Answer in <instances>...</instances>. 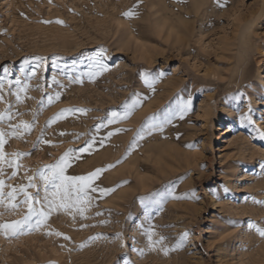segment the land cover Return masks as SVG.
<instances>
[{
  "label": "rangeland",
  "instance_id": "374dc122",
  "mask_svg": "<svg viewBox=\"0 0 264 264\" xmlns=\"http://www.w3.org/2000/svg\"><path fill=\"white\" fill-rule=\"evenodd\" d=\"M101 52L108 70L91 79ZM0 83L5 159L28 154L0 165L5 192L31 176L42 199L38 171L70 149L66 175L106 169L93 187L115 189L89 190L83 216L53 211L30 234H0V264H264V238L248 227L264 228V0H0ZM66 109L85 111L53 120ZM112 112L130 115L108 124ZM151 117L162 129L144 127ZM22 123L31 130L12 136ZM26 211L0 208V222ZM150 226L164 237L154 250Z\"/></svg>",
  "mask_w": 264,
  "mask_h": 264
},
{
  "label": "snow or ice",
  "instance_id": "6c2138e0",
  "mask_svg": "<svg viewBox=\"0 0 264 264\" xmlns=\"http://www.w3.org/2000/svg\"><path fill=\"white\" fill-rule=\"evenodd\" d=\"M138 5H134L132 9L125 12L124 15L126 17L132 18L137 15L135 8ZM44 23H50L49 21H44ZM56 23L63 25V21L57 20ZM103 53L101 52L99 56L93 58L91 60V66L88 72V75L91 79H94L96 76L101 75L102 72L107 71V65L101 62L100 56ZM55 82V81H54ZM145 83L149 84L151 87L150 82L145 79ZM3 85L0 83V88ZM3 97L0 96V100ZM19 99V96H17ZM56 100L60 99V94L57 93L55 96ZM53 101V97L48 98L49 104ZM138 104V101H137ZM191 100L189 99L186 102H183L179 107V117L183 119L184 115L190 110ZM133 109H135L136 104H133ZM71 111H79L83 113L84 109H66L63 110L57 117H54L53 120L59 119L63 117L66 112ZM251 110H249L250 112ZM130 115L129 112H125L123 116H120L117 112L111 113V118L108 119V124L115 123L118 119H126ZM172 115H175L173 113ZM172 116L166 117L164 123H170ZM5 119L8 121L12 120V115L10 113H0V122H3ZM156 117L149 118V121L146 123L144 127H146L149 131L155 128L163 127V124L155 125L152 123ZM241 125L243 126L245 123L251 125L253 124V120L249 114H244L240 117ZM100 125L97 127V131H99ZM32 125L28 123H22L17 126H13V131L11 135L16 137L20 129H23L25 132L31 130ZM119 131V130H117ZM64 133H61L63 135ZM144 134V128L142 127L141 130L137 133V136L142 139ZM113 135L112 132L108 133V137ZM6 134L0 131V165L7 164L9 168H19V164L17 160H19L22 156L28 155L23 153H13V156L16 157L15 160H6L5 153H4V146L6 143L5 139ZM260 139L264 140V133L260 134ZM48 143L47 141H44ZM94 142V141H93ZM103 143V141H102ZM135 147V144L132 145ZM92 147V143H89L85 148L80 149L82 152H87ZM191 147V146H190ZM74 150H69L54 165H48L44 169L38 171L37 176L40 180L43 181V190L44 196L43 198H39V189L38 186L33 182L34 177H28V183L26 185H22L20 187H11L10 191L5 192L4 189L6 187L5 181L0 179V208H5L9 212H15L21 205L26 206V213L20 220H15L12 222H0V234L4 235L5 237H18L25 234H30L33 230H38L41 226L46 225L51 213L53 211H71L75 210L83 216L84 206L87 202L90 201L89 190L95 192L100 191L102 195L111 193L115 189H97L93 187V182L100 178L102 173L106 169H96L95 171L89 173L88 175L82 176H70L66 175V169L71 166L69 163L70 158L73 155ZM114 167V165H109L108 168ZM3 174V167H0V175ZM16 171L12 172V176L16 175ZM30 188H37V195L33 196L28 189ZM172 195L173 199H180L181 197H177L174 194L169 193ZM159 194H155L149 197L141 198V203L145 206L146 209L151 208L153 204H159L160 201L156 200V196ZM18 196H22L23 198L18 200ZM256 203H264L262 201H256ZM39 204L40 207H36L35 205ZM3 215V213H0ZM248 227L250 229H254L261 238H264V228H260L253 223L249 222ZM49 235L53 233H48ZM56 236H61L60 232L54 233ZM145 235L147 236L149 247L153 250L157 244H163L164 237H160L159 240H154L153 236L155 235L152 227L150 226L148 229L145 230ZM187 234L181 238V243L186 238ZM65 240L70 239L67 236L63 237ZM91 239H96L93 237ZM83 247V245H81ZM177 247H180L178 244ZM175 250V249H173ZM167 251L165 250V255H167ZM143 255V252L139 253Z\"/></svg>",
  "mask_w": 264,
  "mask_h": 264
},
{
  "label": "bare ground",
  "instance_id": "6f19581e",
  "mask_svg": "<svg viewBox=\"0 0 264 264\" xmlns=\"http://www.w3.org/2000/svg\"><path fill=\"white\" fill-rule=\"evenodd\" d=\"M161 23H163V22H161ZM247 29H248V27H247ZM248 42V41H247ZM249 43V42H248ZM228 124L230 125L231 124V122H228ZM226 127V126H225ZM225 127H223V125H221V126H218L217 127V132H220V133H222L223 132V135H225L227 132H226V130H227V128H225ZM230 127V126H229Z\"/></svg>",
  "mask_w": 264,
  "mask_h": 264
}]
</instances>
